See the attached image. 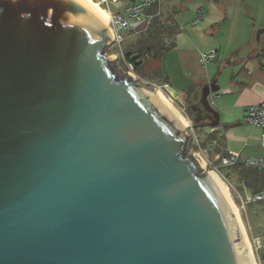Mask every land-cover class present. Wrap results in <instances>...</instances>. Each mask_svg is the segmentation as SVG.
<instances>
[{
    "label": "water",
    "instance_id": "1",
    "mask_svg": "<svg viewBox=\"0 0 264 264\" xmlns=\"http://www.w3.org/2000/svg\"><path fill=\"white\" fill-rule=\"evenodd\" d=\"M109 22L86 0H0V264H253L188 127L114 69ZM219 91L188 106L195 126L219 125Z\"/></svg>",
    "mask_w": 264,
    "mask_h": 264
},
{
    "label": "crops",
    "instance_id": "2",
    "mask_svg": "<svg viewBox=\"0 0 264 264\" xmlns=\"http://www.w3.org/2000/svg\"><path fill=\"white\" fill-rule=\"evenodd\" d=\"M258 2L160 0L150 10L154 24L171 28L162 34L171 48L158 59L162 86L187 106L198 103L206 85L216 81L220 87L210 96L219 125L195 126L206 137L205 149L219 159L236 153L241 162L264 161L262 129L245 121L248 107L264 101V33L256 37V30H264V7L260 12ZM211 53L216 58L202 64L201 57Z\"/></svg>",
    "mask_w": 264,
    "mask_h": 264
},
{
    "label": "rangeland",
    "instance_id": "3",
    "mask_svg": "<svg viewBox=\"0 0 264 264\" xmlns=\"http://www.w3.org/2000/svg\"><path fill=\"white\" fill-rule=\"evenodd\" d=\"M258 2L257 7H259L260 12L263 11L264 4L263 0ZM111 9L115 12L118 11L116 6H112ZM262 9V10H261ZM262 14V13H261ZM254 20V17L248 16V19ZM260 18V17H259ZM262 18V17H261ZM261 18L255 23L259 26L261 24ZM254 23V24H255ZM261 29V27H260ZM110 30V29H109ZM258 30H256V33ZM122 35L125 38L122 49L117 47H109L107 52L110 56H113L112 60L114 69L116 72L123 76L129 74V68H127L125 54L127 50H138L139 42L145 39L143 35H131L129 32H123ZM158 60L150 59L141 67V72H138L134 77L141 83L148 85L149 88L155 91H160L167 100L172 104V106L177 109L180 114L188 121V132L191 137V144L188 149V153L195 154L199 160L202 162L204 169L210 173H216L223 181V183L228 187L230 197L232 202L238 207L242 223L244 225L249 246L252 249V237L257 235H264V202H251L248 203L247 199L250 198L253 193L244 185H242L235 176L229 177L228 174L231 173L230 168L223 167L219 158H216L215 154L209 149H205L203 140L206 139L199 130L195 127L193 120L188 111L187 105H182L176 96L171 93V91L162 86V79L155 75V71L158 69Z\"/></svg>",
    "mask_w": 264,
    "mask_h": 264
},
{
    "label": "built area",
    "instance_id": "4",
    "mask_svg": "<svg viewBox=\"0 0 264 264\" xmlns=\"http://www.w3.org/2000/svg\"><path fill=\"white\" fill-rule=\"evenodd\" d=\"M102 8L108 11L110 15L109 29L115 39L112 47L122 49L125 38L123 32H129L131 35H141L147 33L153 24V15L150 10L159 4L160 0H94ZM116 6L117 12L111 9ZM216 58L215 53L203 55L201 63L206 64ZM129 74L135 75V67L129 61H126ZM166 88L168 86H165ZM245 121L247 124L262 129V145L264 146V101L248 107ZM221 165L226 168H232L240 163V156L236 153H230L227 156L220 157ZM243 165L248 169L263 171L264 161L258 158H248ZM251 202H264V191L253 194L247 199ZM252 251L256 264H264V235L252 237Z\"/></svg>",
    "mask_w": 264,
    "mask_h": 264
},
{
    "label": "trees",
    "instance_id": "5",
    "mask_svg": "<svg viewBox=\"0 0 264 264\" xmlns=\"http://www.w3.org/2000/svg\"><path fill=\"white\" fill-rule=\"evenodd\" d=\"M169 29L171 28L153 23L147 33L142 34L145 39L139 42L138 50H127L125 60L134 64L136 73L141 72L144 63L150 59L158 60L170 50L171 46H167L162 39V34ZM158 73L159 71L156 70L155 75L157 76ZM201 125H208V123L203 122ZM230 169L232 172L228 176H236L238 181L243 183L253 194L264 191V170L248 169L241 162Z\"/></svg>",
    "mask_w": 264,
    "mask_h": 264
},
{
    "label": "bare ground",
    "instance_id": "6",
    "mask_svg": "<svg viewBox=\"0 0 264 264\" xmlns=\"http://www.w3.org/2000/svg\"><path fill=\"white\" fill-rule=\"evenodd\" d=\"M90 5H92L94 8H96L103 16H105L109 21H110V15L108 13V11H106L104 8H102L97 2H95L94 0H86ZM157 94L159 95V97L161 98V100L173 111V113L184 123L185 126L188 125V121L186 118H184L180 112L175 109L172 104L169 102V100L166 99V97L164 96V94H162L160 91H156ZM203 163H205L203 160H202ZM201 162V163H202ZM211 175L214 177V179L217 181L218 185L220 186L221 190L223 191L224 195L226 196L227 200L229 201L230 205L232 206L235 214L237 215L239 221H240V224L242 226V229L244 231V234H245V237H246V240H247V243H248V238H247V234H246V231H245V228H244V225L242 223V220H241V216H240V213H239V210H238V207H236V204H234L232 202V198L230 197V191L228 189V187L223 183L222 179L216 174V173H211ZM248 246H249V243H248ZM249 250H250V254H251V258H252V261H253V264H256L255 262V259H254V256H253V251L251 249V247L249 246Z\"/></svg>",
    "mask_w": 264,
    "mask_h": 264
},
{
    "label": "flooded vegetation",
    "instance_id": "7",
    "mask_svg": "<svg viewBox=\"0 0 264 264\" xmlns=\"http://www.w3.org/2000/svg\"><path fill=\"white\" fill-rule=\"evenodd\" d=\"M203 122H207V121H206V120H204ZM203 122H202V123H203Z\"/></svg>",
    "mask_w": 264,
    "mask_h": 264
}]
</instances>
